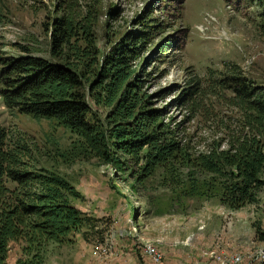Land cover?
I'll use <instances>...</instances> for the list:
<instances>
[{"label": "rangeland", "instance_id": "1", "mask_svg": "<svg viewBox=\"0 0 264 264\" xmlns=\"http://www.w3.org/2000/svg\"><path fill=\"white\" fill-rule=\"evenodd\" d=\"M254 3L100 0L97 45L102 55L108 53L127 34L143 29L151 13L160 28L134 64L146 71L143 91L150 96L149 108L166 111L165 122L173 118L182 124L191 115L177 101L193 75L205 81L213 70L223 78L229 73L226 65L236 66L251 84L264 87V5ZM55 4L57 0H0V59L23 56L22 46L47 57ZM230 96L219 92L204 98L202 113L185 124L191 148L203 152L225 139L226 125L240 131L241 114L229 107ZM0 124L26 134L38 149L36 167L66 179L80 195L73 204L90 221L66 243L50 245L44 264H91L98 242L112 244L106 264H154L144 255L145 244L163 254L159 264H264V188L257 203L233 209L201 173L184 170L178 180L185 183L174 186L171 181L165 185L166 174L160 171L139 184L127 165L87 157L72 133L8 110L1 97ZM236 258L239 262L232 263Z\"/></svg>", "mask_w": 264, "mask_h": 264}, {"label": "trees", "instance_id": "2", "mask_svg": "<svg viewBox=\"0 0 264 264\" xmlns=\"http://www.w3.org/2000/svg\"><path fill=\"white\" fill-rule=\"evenodd\" d=\"M99 4L57 0L47 28L48 56L22 46L23 56L0 59L3 105L56 123L77 137L82 154L127 165L139 184L160 171L166 174L165 185L184 184L178 177L189 170L209 177V187L233 209L257 203L264 188V87L251 84L236 66L226 65L229 73L223 78L213 70L205 81L193 75L177 101L191 116L182 124L173 118L165 122L166 111L149 108L150 96L143 91L146 71L134 64L160 27L150 13L143 29L102 55L96 34ZM219 92L231 94L226 101L240 112L241 129L235 133L226 125L225 139L196 151L187 141L185 124L202 113L204 98ZM37 150L26 134L0 124V264H9L14 247V264H44L50 245L66 243L89 221L72 202L80 197L76 189L60 175L36 167Z\"/></svg>", "mask_w": 264, "mask_h": 264}, {"label": "built area", "instance_id": "3", "mask_svg": "<svg viewBox=\"0 0 264 264\" xmlns=\"http://www.w3.org/2000/svg\"><path fill=\"white\" fill-rule=\"evenodd\" d=\"M107 243H97L95 245L94 258L91 264H106L108 257L112 254V244ZM144 255L145 257L154 264H159L162 261L163 254L152 244L144 245ZM239 258L235 259V262L238 263ZM227 262H223L226 264Z\"/></svg>", "mask_w": 264, "mask_h": 264}, {"label": "crops", "instance_id": "4", "mask_svg": "<svg viewBox=\"0 0 264 264\" xmlns=\"http://www.w3.org/2000/svg\"><path fill=\"white\" fill-rule=\"evenodd\" d=\"M16 258H17V247H14V249L10 253L9 264H14Z\"/></svg>", "mask_w": 264, "mask_h": 264}]
</instances>
